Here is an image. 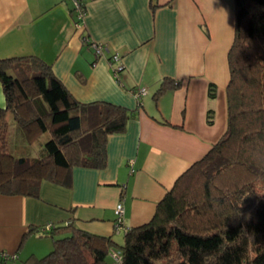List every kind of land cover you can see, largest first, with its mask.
Wrapping results in <instances>:
<instances>
[{"label":"crops","instance_id":"obj_1","mask_svg":"<svg viewBox=\"0 0 264 264\" xmlns=\"http://www.w3.org/2000/svg\"><path fill=\"white\" fill-rule=\"evenodd\" d=\"M235 23L234 0H86L81 21L72 0H0V59L35 55L78 101L138 113L124 132L109 135L104 169L74 167L69 187L43 181L39 197L0 194V251L17 255L7 264H36L54 247L51 229L64 225L117 241L127 233L115 226L120 202L129 230L152 220L179 176L227 130ZM88 39L108 50L98 57ZM115 53L124 66L119 77ZM164 79L181 85L156 99ZM6 118L10 141L14 119Z\"/></svg>","mask_w":264,"mask_h":264},{"label":"trees","instance_id":"obj_2","mask_svg":"<svg viewBox=\"0 0 264 264\" xmlns=\"http://www.w3.org/2000/svg\"><path fill=\"white\" fill-rule=\"evenodd\" d=\"M235 36L228 54V124L207 154L176 180L152 220L122 244L73 224L51 229L54 247L36 264H264V0H234ZM6 107L0 108V194L39 197L43 181L69 187L74 167L104 169L107 141L136 110L82 103L35 55L0 59ZM164 79L155 94L179 88ZM210 99L216 85H210ZM10 112L25 141L50 133L43 158L10 152ZM214 121L209 108L208 123ZM63 232L64 236L56 237Z\"/></svg>","mask_w":264,"mask_h":264},{"label":"built area","instance_id":"obj_3","mask_svg":"<svg viewBox=\"0 0 264 264\" xmlns=\"http://www.w3.org/2000/svg\"><path fill=\"white\" fill-rule=\"evenodd\" d=\"M73 5H74V10L77 13V17L79 20H83L84 17L86 16V0H72ZM88 44L93 48L95 51L96 55L98 57H101L104 55V53L108 50L107 46L104 43H99L91 40H87ZM121 55L119 53H115L111 56L110 62L112 64L117 63L116 67L114 68V74L116 77H119V74L124 70V66L121 61ZM137 98H141L144 94H146V89L142 88L138 91L135 92ZM116 229L118 231L125 230L126 232L129 231L128 228H126L125 223H124V213H125V207L122 202L118 203L116 206ZM50 228V227H48ZM109 256L113 262V264H121L123 257L121 252L116 249V248H111L109 252ZM17 258V255L15 254H10L5 251H0V264H7L9 261L15 260Z\"/></svg>","mask_w":264,"mask_h":264},{"label":"rangeland","instance_id":"obj_4","mask_svg":"<svg viewBox=\"0 0 264 264\" xmlns=\"http://www.w3.org/2000/svg\"><path fill=\"white\" fill-rule=\"evenodd\" d=\"M10 133V152L16 156H29L31 158H43L46 155L45 144L50 139V133H45L40 136L34 143L29 144L25 141L21 129L16 121L11 125ZM124 235L116 239L119 244H122Z\"/></svg>","mask_w":264,"mask_h":264}]
</instances>
